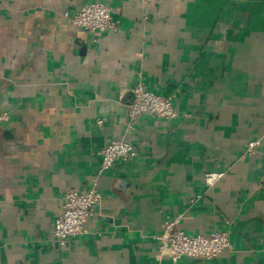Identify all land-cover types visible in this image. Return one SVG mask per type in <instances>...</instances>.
<instances>
[{
  "label": "crops",
  "instance_id": "crops-1",
  "mask_svg": "<svg viewBox=\"0 0 264 264\" xmlns=\"http://www.w3.org/2000/svg\"><path fill=\"white\" fill-rule=\"evenodd\" d=\"M91 2L116 30L63 15ZM137 83L174 95L178 116L131 119ZM5 112L0 264H157L156 236L179 216L190 235L227 231L231 247L161 264H264V0H0ZM113 138L137 155L100 173ZM207 172L224 176L208 186ZM94 180L87 231L58 244L66 192Z\"/></svg>",
  "mask_w": 264,
  "mask_h": 264
},
{
  "label": "built area",
  "instance_id": "built-area-1",
  "mask_svg": "<svg viewBox=\"0 0 264 264\" xmlns=\"http://www.w3.org/2000/svg\"><path fill=\"white\" fill-rule=\"evenodd\" d=\"M149 6L153 0H144ZM63 15L75 26L91 33L116 30L117 23L109 6L102 2L85 4L80 10L71 14L65 11ZM174 95H163L147 89L142 83L133 88V97L129 104V117L134 119L144 113L156 115L169 120L178 116L174 103ZM9 118L8 113L0 115V122ZM99 123L102 120L98 121ZM262 143L261 138L248 142L246 153L257 155ZM137 155L134 146L123 138H113L100 151V173L111 169L118 161H127ZM224 176V172H207L204 176L208 186L215 184ZM101 194L97 180L86 191L70 189L65 194L64 204L59 216L55 219L53 235L60 245H65L71 236L87 231L89 219L97 213ZM181 217L167 219L164 228L156 236L158 251L157 264L163 258H169L176 263L182 257L212 259L231 247L227 231H214L209 234H187L176 227Z\"/></svg>",
  "mask_w": 264,
  "mask_h": 264
}]
</instances>
